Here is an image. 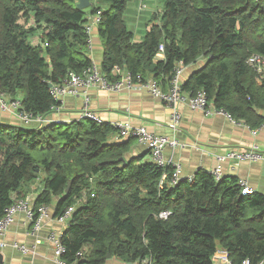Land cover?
Segmentation results:
<instances>
[{
    "label": "trees",
    "instance_id": "trees-1",
    "mask_svg": "<svg viewBox=\"0 0 264 264\" xmlns=\"http://www.w3.org/2000/svg\"><path fill=\"white\" fill-rule=\"evenodd\" d=\"M90 1L79 9L78 0H0V92L45 120L0 121V219L39 182L36 211L54 202L58 217L75 207L62 232L68 263L104 264L111 254L139 264H215L221 249L233 264H264V194L244 195L237 177L216 180L202 169L192 183L160 186L164 170L126 160L129 144L112 141V124L53 118L62 103L51 94L53 84L92 65L86 28L98 18L91 25L108 77L119 67L165 85L178 62L204 58L183 91H204L216 107L259 128L264 78L256 81L247 59L264 55V0H160L162 13L153 14L160 21L140 42L124 17L133 0ZM166 210L169 218H159ZM87 244L92 249L82 257Z\"/></svg>",
    "mask_w": 264,
    "mask_h": 264
},
{
    "label": "crops",
    "instance_id": "crops-1",
    "mask_svg": "<svg viewBox=\"0 0 264 264\" xmlns=\"http://www.w3.org/2000/svg\"><path fill=\"white\" fill-rule=\"evenodd\" d=\"M96 29V28H95ZM93 30V49L90 56L99 66L103 62L104 48L98 36V31ZM136 41V40H135ZM140 42V41H138ZM205 59L200 58L197 64L186 66L182 76L183 83L193 71L205 64ZM123 70V69H122ZM128 72L126 69L123 73ZM263 78L257 74L256 81ZM160 87L167 91L169 84H161ZM189 95V93L185 92ZM91 109L107 124L130 122L133 126H145L150 132L164 135L168 138L174 136L186 144L184 148H172L167 146L164 151L166 160H172L182 166L184 176L196 174L199 170H211L218 164L217 156L229 149L246 150L253 145H258L264 151V125L252 134L248 125H236L231 119L222 116H205L201 110H192L187 103H181L179 108L182 113V121L175 132L171 126L172 110L162 99L143 87L132 89L122 88L120 91H108L98 86L88 89ZM83 106V98L66 96L58 114H52L53 118H62L67 121L79 119ZM0 121L15 124L19 121L11 114H5L0 110ZM20 123V122H19ZM34 125V124H33ZM112 141L128 142L129 148L125 153L126 160L143 158L142 162L150 161L151 153L147 145L137 139H118L115 135ZM235 176L246 180L254 192L264 194V162H243L234 170L230 162L223 164V177ZM41 188L39 182L32 186V192L28 195L33 204ZM34 210H35V206ZM48 217L42 222L40 230L31 234L32 224L24 213L16 215L14 223L9 227L4 237L7 247L0 250V264H56L54 261V246L47 239L52 232L64 230L67 225L55 217V203L48 206ZM35 212H37L35 210ZM19 243L31 248V252L24 254L12 245ZM91 244L84 246L82 253H89ZM221 250V249H220ZM219 250V251H220ZM104 264H129L116 256L106 259ZM133 264H139L135 262Z\"/></svg>",
    "mask_w": 264,
    "mask_h": 264
},
{
    "label": "built area",
    "instance_id": "built-area-1",
    "mask_svg": "<svg viewBox=\"0 0 264 264\" xmlns=\"http://www.w3.org/2000/svg\"><path fill=\"white\" fill-rule=\"evenodd\" d=\"M141 9V8H140ZM96 18L91 21L87 26L86 31L91 35L90 38V52H92V32L94 27L92 22L98 21ZM164 52V46H160V55L162 57ZM247 64L252 67L262 78H264V55L252 54L247 59ZM186 69L183 61L178 62L174 74L169 80V89L164 91L159 83L153 78H143L141 74L134 75L130 72L123 73V70L119 67H114L112 75L116 76L115 79H111L108 75L104 74L99 66L94 62L92 65L85 69L82 73H70V75L61 83L53 84L51 86V94L53 98L62 103L66 96L82 97L83 106L79 119H89L98 124H104L103 120L91 109L90 96L88 89L92 86H98L108 91H120L122 88L132 89L134 87H143L153 93L156 97L163 100V102L172 110L171 114V128L176 132L182 121V113L180 111V104L187 103L192 110H201L205 116L222 115L231 119L232 123L236 125L245 124L232 117L224 108L216 107L209 101L206 92L199 91L194 95L186 94L183 89L182 76ZM61 107H54V110H60ZM0 110L9 111L15 114L16 119L21 123L37 122L41 123L45 120L40 116H33L22 110V102L19 99H10L6 94L0 92ZM65 122V121H64ZM116 128L118 139H137L140 143L147 145L151 153L152 162L158 167L163 169V174L160 181V186H164L167 183L169 186H177L182 181L192 183L195 179V174L184 176L182 173V166L179 163H174L172 160H166L164 157V151L167 146L172 148H184L186 144L180 142L175 136L168 138L164 135H158L150 132L145 126H133L130 122H119L113 124ZM252 134L257 131L251 130ZM218 164L215 168L208 172L216 179L220 180L223 177V164L230 162L232 170L239 166L243 162H264V151L258 146L253 145L246 150L229 149L226 152L217 156ZM167 168H172L171 175L166 171ZM239 184L244 195H250L254 190L249 187L246 180L239 179ZM33 200L30 196L25 198H17L15 196V202L7 207L4 212V216L0 219V250L7 247V242L4 237L9 227L14 223L16 215L24 213L29 222L32 224L31 234L35 235L41 228L42 222L48 217V206L42 205L38 208L37 212L34 210ZM75 207L67 208L60 216L58 220L62 223L68 224L71 219L72 213ZM172 214L171 211H162L159 214V218L168 219ZM63 230L52 232L48 236V241L54 246V261L56 264H76L68 263L62 257L66 252V247L62 241ZM22 253L27 254L31 252V248L26 245L19 244L17 242L12 245ZM83 257L84 255L81 254ZM215 264H233L226 251L220 250L214 256ZM142 264H152L150 259H145ZM241 264H251L249 259H245Z\"/></svg>",
    "mask_w": 264,
    "mask_h": 264
},
{
    "label": "rangeland",
    "instance_id": "rangeland-1",
    "mask_svg": "<svg viewBox=\"0 0 264 264\" xmlns=\"http://www.w3.org/2000/svg\"><path fill=\"white\" fill-rule=\"evenodd\" d=\"M162 5L163 3L160 0H133L128 3L124 17L128 28L134 32L136 41H141L145 37L148 25L160 21V17L155 18L153 14L158 13L160 15L162 13ZM196 64L198 65L199 63ZM3 113L11 114L15 117L12 112L4 111Z\"/></svg>",
    "mask_w": 264,
    "mask_h": 264
},
{
    "label": "water",
    "instance_id": "water-1",
    "mask_svg": "<svg viewBox=\"0 0 264 264\" xmlns=\"http://www.w3.org/2000/svg\"><path fill=\"white\" fill-rule=\"evenodd\" d=\"M77 6L79 9H86V8L91 6V1L90 0H78ZM70 185L71 184H69L68 186L70 187ZM69 187H68L67 191H69ZM107 258L110 259L111 254H108ZM129 264H133V263H129Z\"/></svg>",
    "mask_w": 264,
    "mask_h": 264
},
{
    "label": "bare ground",
    "instance_id": "bare-ground-1",
    "mask_svg": "<svg viewBox=\"0 0 264 264\" xmlns=\"http://www.w3.org/2000/svg\"><path fill=\"white\" fill-rule=\"evenodd\" d=\"M245 125H246V124H245ZM262 126H263V125H262ZM262 126H261V127H262ZM261 127H259V128H261ZM259 128H256V129H252V128H251V130L258 131ZM66 225H67V224H66ZM81 254H83V253L81 252ZM83 255H84V254H83Z\"/></svg>",
    "mask_w": 264,
    "mask_h": 264
}]
</instances>
